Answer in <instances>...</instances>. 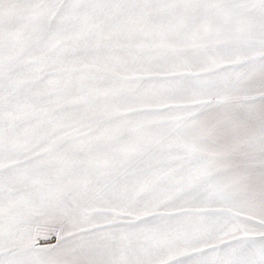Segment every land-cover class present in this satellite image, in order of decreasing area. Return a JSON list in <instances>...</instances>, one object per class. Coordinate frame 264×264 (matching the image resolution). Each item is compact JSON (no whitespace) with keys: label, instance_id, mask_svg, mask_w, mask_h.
<instances>
[{"label":"snow or ice","instance_id":"6c2138e0","mask_svg":"<svg viewBox=\"0 0 264 264\" xmlns=\"http://www.w3.org/2000/svg\"><path fill=\"white\" fill-rule=\"evenodd\" d=\"M0 264H264V0H0Z\"/></svg>","mask_w":264,"mask_h":264}]
</instances>
